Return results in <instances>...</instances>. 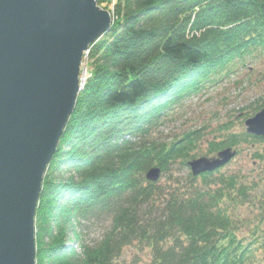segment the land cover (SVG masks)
<instances>
[{
	"label": "trees",
	"instance_id": "obj_1",
	"mask_svg": "<svg viewBox=\"0 0 264 264\" xmlns=\"http://www.w3.org/2000/svg\"><path fill=\"white\" fill-rule=\"evenodd\" d=\"M86 61L89 77L42 180L36 264H117L134 242L149 251L145 264H264V175L224 166L181 175L201 128L164 133L189 98L264 65V0H115ZM262 108L264 94L240 114ZM221 130L205 155L264 140L228 123ZM252 155L264 160L263 150ZM151 167L163 182L145 178ZM252 198L259 212L246 221L240 209ZM103 217L108 230L88 242L81 226Z\"/></svg>",
	"mask_w": 264,
	"mask_h": 264
},
{
	"label": "water",
	"instance_id": "obj_2",
	"mask_svg": "<svg viewBox=\"0 0 264 264\" xmlns=\"http://www.w3.org/2000/svg\"><path fill=\"white\" fill-rule=\"evenodd\" d=\"M97 0H0V264H36L35 213L42 180L80 89L89 45L111 27ZM264 136V108L244 120ZM236 149L187 162L193 176ZM160 168L145 173L156 182Z\"/></svg>",
	"mask_w": 264,
	"mask_h": 264
},
{
	"label": "rangeland",
	"instance_id": "obj_3",
	"mask_svg": "<svg viewBox=\"0 0 264 264\" xmlns=\"http://www.w3.org/2000/svg\"><path fill=\"white\" fill-rule=\"evenodd\" d=\"M99 1L101 2V0ZM98 6L100 7V5ZM86 59L83 57L81 60L79 91L83 88L85 80L89 75V67ZM251 66L254 67L256 71L247 73V69H242L237 73V76L234 75L233 78L226 80L224 83L217 85L215 88L199 96L189 98L179 110L181 115L179 117L175 116L172 123L166 124V132L164 131V133L168 135L172 133L175 136H179L180 133L184 132L186 129L201 128L199 130L201 138L195 142L192 150V153L196 154L195 158H197L200 156H211L205 155L208 151L209 141L214 139L221 140L224 138L225 132L221 130L223 124H230L232 131L235 132L240 130L245 131L244 120L242 118L243 116L240 114V109L249 102H252L259 95L264 94V78L262 77L264 76V65H262L261 62H256L252 63ZM84 68L85 72L81 83V76ZM239 149L240 152L224 165L222 171L228 173L239 172L249 177V179L263 176L264 160H254L252 154L258 149L264 151V140L255 142L252 145L244 143ZM180 168V164L176 163L173 168L174 172L178 173ZM181 170V175H184L185 170L190 171L189 167L187 169L181 168ZM159 178L161 182L165 180V176H163V174L161 175V173ZM261 186H264V184L261 183L259 187ZM252 202H254L253 206L248 204L240 209L241 215L243 216L242 218L246 221L254 220L255 215L259 212L257 208V198H252ZM109 225L110 218L103 217L86 222L81 226V230L84 238L88 242L94 243L100 240L101 236L108 230ZM242 230L247 231V227L243 226ZM69 236L71 238L72 234H69ZM71 245H73V243H71ZM148 258L149 251L134 242L124 247L121 255L117 259V264H145Z\"/></svg>",
	"mask_w": 264,
	"mask_h": 264
},
{
	"label": "bare ground",
	"instance_id": "obj_4",
	"mask_svg": "<svg viewBox=\"0 0 264 264\" xmlns=\"http://www.w3.org/2000/svg\"><path fill=\"white\" fill-rule=\"evenodd\" d=\"M99 0H97V3H98ZM114 3H115V0H104L103 2L101 1L100 2V7L101 9L103 10H106L108 11V13H110L112 10H113V7H114ZM98 5V4H97ZM97 41V40H96ZM83 72V71H82ZM75 107V106H74ZM69 119V118H68ZM68 121V120H67ZM66 126V125H65ZM63 134V133H62ZM62 136V135H61ZM60 136V138H61ZM60 140V139H59ZM35 230V229H34ZM36 245V243H35ZM35 261H36V255H35Z\"/></svg>",
	"mask_w": 264,
	"mask_h": 264
},
{
	"label": "built area",
	"instance_id": "obj_5",
	"mask_svg": "<svg viewBox=\"0 0 264 264\" xmlns=\"http://www.w3.org/2000/svg\"><path fill=\"white\" fill-rule=\"evenodd\" d=\"M101 1L103 2L104 0H101ZM110 15H111V19H112V17H113V10L110 12ZM87 54H88V50L85 51V53H84V55H83L84 59H86ZM84 72H85V68H84V70H83V72H82L81 83H82V81H83Z\"/></svg>",
	"mask_w": 264,
	"mask_h": 264
}]
</instances>
